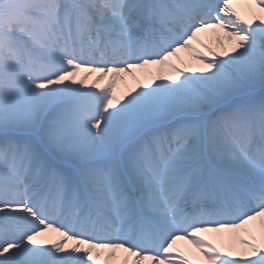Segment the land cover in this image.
Wrapping results in <instances>:
<instances>
[{"label":"snow or ice","instance_id":"6c2138e0","mask_svg":"<svg viewBox=\"0 0 264 264\" xmlns=\"http://www.w3.org/2000/svg\"><path fill=\"white\" fill-rule=\"evenodd\" d=\"M0 264H264V0H0Z\"/></svg>","mask_w":264,"mask_h":264},{"label":"bare ground","instance_id":"6f19581e","mask_svg":"<svg viewBox=\"0 0 264 264\" xmlns=\"http://www.w3.org/2000/svg\"><path fill=\"white\" fill-rule=\"evenodd\" d=\"M237 7H238V10H240L242 12L244 11L242 6H237ZM201 39L204 41L205 44H208L209 46L213 47L215 50H217V51L220 50L218 45H217V37L215 35H213L212 33H206V34L202 35ZM181 55L182 56H186V54H184V53H182ZM190 63H191V66H193V67H198L199 66V65L196 64V62L194 60L190 61ZM181 67H183V66L181 65ZM151 71L156 73L158 70L157 69H152ZM190 74H192V73H190ZM128 78H130L129 80H131V82H128V86L129 87H135L136 86L135 81H133L131 77H128ZM122 91H124V86H123V84L118 83V93H120ZM205 238L206 239H211L212 242L217 243V245L219 246L220 240H219L218 237H216V236H206ZM179 247L182 250H184L185 252L194 254V249H191L190 245H186V244L181 242ZM190 258H191V256H190Z\"/></svg>","mask_w":264,"mask_h":264}]
</instances>
